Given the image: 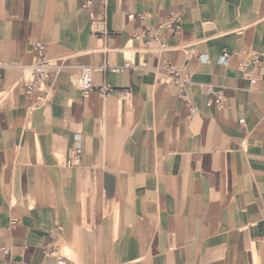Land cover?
Returning a JSON list of instances; mask_svg holds the SVG:
<instances>
[{"label":"crops","instance_id":"obj_1","mask_svg":"<svg viewBox=\"0 0 264 264\" xmlns=\"http://www.w3.org/2000/svg\"><path fill=\"white\" fill-rule=\"evenodd\" d=\"M172 14L168 51L144 52L135 35ZM35 42L63 66L40 107L23 89ZM250 50L264 54V0H0V247L20 264H264V78L235 56ZM166 57L184 89L154 72Z\"/></svg>","mask_w":264,"mask_h":264},{"label":"built area","instance_id":"obj_2","mask_svg":"<svg viewBox=\"0 0 264 264\" xmlns=\"http://www.w3.org/2000/svg\"><path fill=\"white\" fill-rule=\"evenodd\" d=\"M91 2L88 1L84 5L85 8L91 7ZM104 6L107 7V0H104ZM92 17V31L95 34L106 35L108 34V17L105 11L102 15L97 16L94 13L91 14ZM143 18V16H139ZM182 24V18L178 14H172L167 17L161 24H159L154 29H145L135 35V39L141 42L142 50L146 53L156 50L159 53H165L168 51V43L163 39V34L166 31L176 32L180 30ZM33 50L36 52L34 62L29 65L22 67L23 70V81L24 91L33 96L39 94L35 97L34 105L36 107L43 106L49 102L51 90L48 86L49 82L54 78L56 74L62 69V64L59 61L50 60L46 57V46L42 42H35L33 44ZM240 60V68L245 73L246 78L249 80L252 86L258 84L260 80L264 78V54L250 50L247 51L244 56H239L235 54ZM234 55L225 54L220 58V63L228 65ZM2 68V66H0ZM132 62L128 60L123 67L112 68L109 65H103L98 68L99 71L106 72L108 70L113 72H123L126 69H132ZM160 76V81L164 83L174 82L179 89H184V87L189 83V79H184L181 76L180 69L176 64L169 58L166 57L164 60V66L161 70L154 71ZM0 72V79L2 78ZM79 87L82 97L84 99L88 98L90 93L95 89L93 70L92 68H84L81 76L76 81ZM101 94L105 97L110 96L115 92L114 88L105 84L99 88ZM206 93L210 96L208 101V106H214L220 110H223L227 105V99L221 91L215 90L213 85H206ZM128 91H120L119 95L122 98H128ZM240 123H244V120H240ZM83 148L82 146H77L72 152L68 164L72 166H80L82 163ZM0 264H20L13 260L11 257V251L7 247H0ZM56 264H68L66 258H59Z\"/></svg>","mask_w":264,"mask_h":264}]
</instances>
